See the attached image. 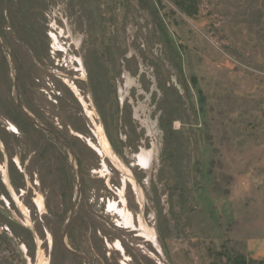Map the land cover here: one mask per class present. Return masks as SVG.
<instances>
[{"label": "rangeland", "instance_id": "obj_1", "mask_svg": "<svg viewBox=\"0 0 264 264\" xmlns=\"http://www.w3.org/2000/svg\"><path fill=\"white\" fill-rule=\"evenodd\" d=\"M0 42V264H264V0H0Z\"/></svg>", "mask_w": 264, "mask_h": 264}, {"label": "bare ground", "instance_id": "obj_2", "mask_svg": "<svg viewBox=\"0 0 264 264\" xmlns=\"http://www.w3.org/2000/svg\"><path fill=\"white\" fill-rule=\"evenodd\" d=\"M73 88H74L75 92H77L76 87L73 86ZM81 100H82V98H81ZM91 114H92V112H89V115H91ZM98 136H99V139H100V145H101L102 149L104 150V153H105L106 155H110V152L108 151L107 143H106V141L104 140V137H103V135H102L101 128L98 129ZM98 150L101 151L100 149H98ZM139 158H140V162H141V164L144 165V166H146L147 163H148V155H147V154H141ZM119 167H120L121 170L126 171V170L124 169V167H122V166H119ZM4 174H6V173L4 172ZM126 175L128 176V179L131 180V182H132V183L135 185V187L137 188V185L135 184V182H134L133 178L131 177V175L128 174V173H127ZM137 190H138V189H137ZM137 194H138V193H137ZM140 197H141V196H140ZM37 203H38V205H39L40 208H43V200H42L41 197L37 199ZM109 207H110V208H113V209L116 211V213L119 214V215L122 217L123 224H124L127 228H129V227H130V228H134L133 223H132L131 215L129 214V212L127 211V209L124 208V209L119 210L115 204H113V205H111V206H109ZM139 222H140V226H139V228H140L141 235H143V236H145L146 238H149V239H154V232L151 231V230L145 225V223H144V221L142 220L141 217H140V219H139ZM41 264H46V263H45V262H42Z\"/></svg>", "mask_w": 264, "mask_h": 264}, {"label": "water", "instance_id": "obj_3", "mask_svg": "<svg viewBox=\"0 0 264 264\" xmlns=\"http://www.w3.org/2000/svg\"><path fill=\"white\" fill-rule=\"evenodd\" d=\"M0 46L2 48H5V46L0 42ZM15 88H16V96H17V105H18V108L19 110L22 112V114L32 123H34L35 125H37L38 127H41L44 131L50 133L60 144L64 145L66 148L69 149V151L71 152V149L69 147V145L67 143L64 142V140H62L57 134H55L53 131H51L50 129H48L47 127L45 126H42L40 124H38L35 120H34V117H32L28 112H26V110H24L22 104L20 103V100H19V92H18V82L17 80L15 81ZM72 153V152H71ZM75 211H76V204H74L73 208H72V214H71V217H70V220H69V223L66 225L65 227V230H64V234H63V239L65 238L66 236V232L69 228V225L70 223L72 222V220L74 219V215H75ZM67 251H69L70 253L74 254V255H77L79 257H82L83 256L81 254H79L78 252L74 251V250H71V249H68L66 248ZM87 264V262H86Z\"/></svg>", "mask_w": 264, "mask_h": 264}, {"label": "crops", "instance_id": "obj_4", "mask_svg": "<svg viewBox=\"0 0 264 264\" xmlns=\"http://www.w3.org/2000/svg\"><path fill=\"white\" fill-rule=\"evenodd\" d=\"M254 245L252 247V251L256 250V252L259 254V256H261L263 259H264V241H259L258 243H253V242H250V246ZM251 251V249H250Z\"/></svg>", "mask_w": 264, "mask_h": 264}]
</instances>
